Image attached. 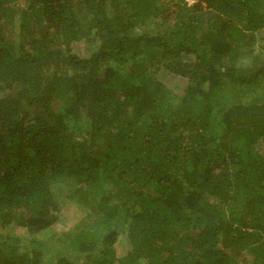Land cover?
<instances>
[{"label":"trees","instance_id":"16d2710c","mask_svg":"<svg viewBox=\"0 0 264 264\" xmlns=\"http://www.w3.org/2000/svg\"><path fill=\"white\" fill-rule=\"evenodd\" d=\"M75 250L264 264V0H0V264Z\"/></svg>","mask_w":264,"mask_h":264},{"label":"rangeland","instance_id":"374dc122","mask_svg":"<svg viewBox=\"0 0 264 264\" xmlns=\"http://www.w3.org/2000/svg\"><path fill=\"white\" fill-rule=\"evenodd\" d=\"M17 25V24H15ZM18 35H14L11 38H9V40L11 41V43H18ZM82 40L80 42L81 44V52H83V54H90V52L94 51L96 49V42L95 40H92L91 42L87 41V47H85V41ZM86 48V49H85ZM244 60V58H243ZM249 60L246 58V61ZM169 80L171 81V79L169 78ZM168 80V81H169ZM174 83V82H173ZM174 87H176L178 90H181V83H175L173 84ZM70 198V202H71V198L72 196L68 195ZM98 201L100 200V198H98ZM96 199V201H97ZM74 200V199H73ZM73 207L69 208L68 210H66L62 216L63 218L67 219L66 222L63 221H58L56 224H54L53 226L50 227L48 232H44L39 234V237L42 239L45 236H51V234L55 233L52 238H51V242L52 243H56V246H53L52 249H56L57 245L61 244L62 241L58 238V235L62 234V233H67L70 230L75 229L77 223L81 222V221H86V222H91L94 221L93 219H97L98 221H102L103 220V216L98 212L97 208L93 206V204L90 205V203L88 205H78L77 203L73 202ZM126 230V229H125ZM12 232L16 233V234H20L23 237H28L27 232L25 231V229H21V228H12ZM121 238V237H120ZM122 240V239H121ZM130 248V244L128 242H126V240H123L122 242L117 243L115 245V249L117 250L118 255H123L127 250H129ZM86 253V252H85ZM72 254H74L76 257H78V260L80 261V263H83L85 261V255L84 253H80L79 251L75 250L72 252ZM89 255H92L90 252L88 253ZM73 255V257H74Z\"/></svg>","mask_w":264,"mask_h":264},{"label":"built area","instance_id":"2783aa9c","mask_svg":"<svg viewBox=\"0 0 264 264\" xmlns=\"http://www.w3.org/2000/svg\"><path fill=\"white\" fill-rule=\"evenodd\" d=\"M186 1H188V3L190 4V3H192L194 0H186Z\"/></svg>","mask_w":264,"mask_h":264},{"label":"clouds","instance_id":"9594fccd","mask_svg":"<svg viewBox=\"0 0 264 264\" xmlns=\"http://www.w3.org/2000/svg\"><path fill=\"white\" fill-rule=\"evenodd\" d=\"M194 1H195V0H194ZM194 1H193V2H194ZM185 2H186L188 5H190V4H192V3H193V2H192V3H190V4H189V3H188V1H186V0H185Z\"/></svg>","mask_w":264,"mask_h":264}]
</instances>
